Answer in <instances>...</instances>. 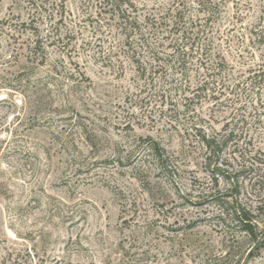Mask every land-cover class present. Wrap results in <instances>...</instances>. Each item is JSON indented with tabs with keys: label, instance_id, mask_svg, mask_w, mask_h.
I'll return each instance as SVG.
<instances>
[{
	"label": "rangeland",
	"instance_id": "374dc122",
	"mask_svg": "<svg viewBox=\"0 0 264 264\" xmlns=\"http://www.w3.org/2000/svg\"><path fill=\"white\" fill-rule=\"evenodd\" d=\"M168 1L130 0L147 41L131 34L126 54L103 0H0V264H264V225L253 239L223 211L237 176L238 202L264 223V81L248 79L264 61V0H225L212 54L228 67L203 91L197 55L185 79L164 56L153 72L152 17ZM192 123L233 130L218 158Z\"/></svg>",
	"mask_w": 264,
	"mask_h": 264
},
{
	"label": "trees",
	"instance_id": "16d2710c",
	"mask_svg": "<svg viewBox=\"0 0 264 264\" xmlns=\"http://www.w3.org/2000/svg\"><path fill=\"white\" fill-rule=\"evenodd\" d=\"M224 2L225 0H170L161 6L155 7L157 13L153 14L152 17L153 36L162 33V40L159 41L158 47H153V67L155 69L153 72H156V69L162 68L157 61L162 59L161 56H164L166 59H169L170 67L185 79L190 62L189 59H193L197 55L196 61L198 62V67H201L204 71L202 77L198 78L199 85L196 87V90L203 91V89H206L207 85L211 84L209 83V79L213 81L216 74L228 67V63L219 52L212 54L213 48L216 46L212 33H214V25L221 19ZM102 6L118 20V25L125 38V41L122 43V51L124 53L129 54L128 50L131 47L129 38L131 34L137 33L142 43L147 41L139 29L138 17L134 14L136 7L130 0H103ZM146 20L150 21L152 19L147 17ZM252 32H255V27L252 29ZM256 40L257 42H261L263 36H258ZM164 41L167 42L166 45L171 49L170 52L161 51L160 46L163 45ZM38 45L36 41L34 48ZM132 52L133 58L136 59L134 57L136 52ZM136 62L138 66H142L138 59H136ZM262 63L264 64V61ZM263 64L256 65L257 68L253 70L252 76L248 77L251 89L255 88L257 80L260 82L264 81ZM235 84V86H238L239 82ZM180 88L183 92L191 90L189 83L180 84ZM184 96V98H189L186 95ZM193 96L199 97L198 93ZM190 130L193 132L192 140H194L195 144L204 149L210 157L214 156L215 158L220 156L222 148L233 135V130L229 129L228 133L218 137L215 132L208 133L204 127L197 125V123H192ZM145 147L152 154L159 170L169 173L173 165H171V157L165 149L158 142H147ZM209 156L206 157L208 161L211 159ZM214 167L216 170H220L219 166L214 165ZM243 168V164L240 165V169L243 170ZM240 169L234 173H239ZM212 178L217 183L216 177L212 176ZM230 181L231 191L229 192V196L234 200L223 211L226 214L232 213L233 218L237 221L236 226L238 230L245 232L248 236L255 239L260 227L264 223H262L263 221L259 215L238 202L240 184L238 183L237 176ZM262 207L263 205H257L255 209L259 212ZM258 245L259 241H256L255 248Z\"/></svg>",
	"mask_w": 264,
	"mask_h": 264
},
{
	"label": "water",
	"instance_id": "95a60500",
	"mask_svg": "<svg viewBox=\"0 0 264 264\" xmlns=\"http://www.w3.org/2000/svg\"><path fill=\"white\" fill-rule=\"evenodd\" d=\"M256 247V245H254V247H252L249 251H248V253H247V257H250L251 256V254H252V252H253V249ZM246 261V259H244V261H243V263ZM242 263V264H243Z\"/></svg>",
	"mask_w": 264,
	"mask_h": 264
}]
</instances>
